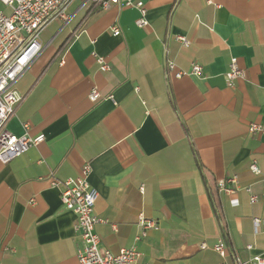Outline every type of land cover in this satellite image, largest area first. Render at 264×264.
Wrapping results in <instances>:
<instances>
[{
    "label": "crops",
    "instance_id": "crops-1",
    "mask_svg": "<svg viewBox=\"0 0 264 264\" xmlns=\"http://www.w3.org/2000/svg\"><path fill=\"white\" fill-rule=\"evenodd\" d=\"M134 1L145 6L146 28L134 8L75 0L67 23L41 33L42 53L14 84L22 100L6 130L45 139L0 163V264H78L75 216L51 182L87 166L101 253L134 247L144 263L219 264L212 247L222 239L241 261L264 262V133L249 130L264 131V0ZM232 58L243 76L229 87ZM167 62L185 72L198 64L201 75L175 78ZM92 88L101 95L94 103ZM140 215L156 227L135 241Z\"/></svg>",
    "mask_w": 264,
    "mask_h": 264
},
{
    "label": "built area",
    "instance_id": "built-area-1",
    "mask_svg": "<svg viewBox=\"0 0 264 264\" xmlns=\"http://www.w3.org/2000/svg\"><path fill=\"white\" fill-rule=\"evenodd\" d=\"M75 0H0V4L9 9V14L0 12V163L7 164L12 160L22 156L29 149L38 146L44 141V135L37 136L23 135L14 136L6 130L8 120L14 114L16 106L21 102L22 97L13 89L17 80L27 71L30 65L40 56L43 47L40 42L41 33L54 21L67 23L69 17L67 11L69 6ZM83 6L92 4L99 6L101 10H107L111 5L118 8H134L139 13L136 22L138 28H146L148 21L146 19V9L142 2L134 0H82ZM208 2V0H207ZM114 37L120 35L117 27L111 29ZM175 40L184 47L189 46V41L183 37H175ZM99 70L107 72L109 67L102 57H96ZM166 73H173L175 78L186 75H201V67L198 64H192L189 71L176 70L173 63H165ZM226 83L232 87L236 80L243 76L242 70L237 64V60L232 58L226 73ZM101 98L99 91L92 88L88 94V100L92 103ZM113 102V98L107 97ZM250 132L261 131L257 125H251ZM250 171L258 174L257 167L253 162ZM89 167H85L80 175L75 179H68L63 183L52 181L53 187H60L59 198L64 209L70 211L75 216L74 230L81 239V247L76 253L78 264H151L141 261V253L134 247L123 249L117 254L109 251L101 253L99 250V238L95 233V226L103 222L93 214L97 192L89 185L88 175ZM227 183L236 184L234 177ZM219 191L227 195L234 193L233 189L226 186L223 181L217 183ZM143 191V188H140ZM251 202L255 197H251ZM33 202V201H32ZM236 199L230 200L231 206H236ZM219 218L222 234L225 236L224 225ZM255 231H259L261 221L254 220ZM138 226L142 228L140 236L135 237V241L140 240L145 235V230L155 228L153 221L145 219L142 215L138 217ZM264 230V225L263 228ZM205 245H201L204 249ZM213 251L221 258L219 264H226L225 259L232 255L233 264H264L260 256H255L249 261H241L231 250H228L224 241L218 239L212 247Z\"/></svg>",
    "mask_w": 264,
    "mask_h": 264
}]
</instances>
